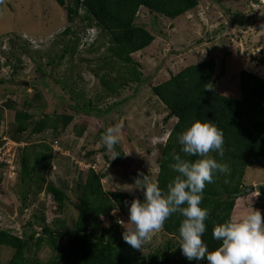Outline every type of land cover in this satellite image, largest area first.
Segmentation results:
<instances>
[{
    "label": "rangeland",
    "instance_id": "rangeland-1",
    "mask_svg": "<svg viewBox=\"0 0 264 264\" xmlns=\"http://www.w3.org/2000/svg\"><path fill=\"white\" fill-rule=\"evenodd\" d=\"M69 1L65 0L66 3ZM197 1L194 10L174 21L156 20L163 35L158 36L149 48L132 55L140 64L146 81L138 86L130 82L122 89L111 86L114 92H109L92 73L97 67V59L104 57L106 50V41H102L105 45L98 51L88 50L96 32L79 33V27L75 25L72 27L74 35L62 42L57 37L68 24L65 11L54 0H0V80H4L0 86V141L5 149L12 148L9 153H0V164L5 165L0 168V221H9V225H2L4 229L12 227L26 239L31 231L26 223H33L32 231L36 232L37 239L43 237L42 226L51 227L55 219L65 220L66 228H70L71 220L77 217L75 182L84 183L90 166L105 174L101 182L104 191L133 192L143 198L135 189V180L148 176L156 182L159 149L175 123V119L163 122L167 111L152 94L150 86L166 81L171 74L188 65L209 59L216 65L215 90L225 96L239 98L238 74L241 71L264 79V0ZM153 20V15L148 12L139 16V23L149 30L153 29ZM76 38L79 45L73 55L65 54L59 60L64 46ZM6 61L16 67L14 74L5 65ZM36 92L40 94L37 100L34 99ZM9 101L16 102L18 109L33 114L35 119L42 115L73 117L57 144L52 145V167L45 175V184L67 187L69 201L63 214H56V205L46 194L34 195L33 182L28 185L30 195L26 202L22 201L23 186L17 165L22 153L20 149L27 147V153L32 155L39 150L33 148L39 142L29 140L27 134L17 135L19 142L9 138L17 127L14 112L5 107ZM70 107L96 109L107 114L93 116L74 112ZM83 125L85 132L81 138H76L74 131ZM108 127L120 129L116 146L124 154L114 168L110 164L116 153L107 148L105 152L101 151V137ZM26 138L28 141L25 142ZM50 139L48 133L45 142ZM90 152L96 154L84 161ZM6 156L10 162H2ZM92 159L95 164L90 165ZM243 180L246 190L241 194L232 219L252 209L258 210L264 218V190L260 189L264 187V161L247 168ZM111 214L118 216L120 231L124 233L128 227V213L125 216L116 211ZM101 226L108 228L109 220L102 219ZM167 239L162 230L151 234L141 253H154ZM29 244L27 257L37 258L41 264L50 259V249L37 250L34 241ZM12 255V249L0 247V264H7Z\"/></svg>",
    "mask_w": 264,
    "mask_h": 264
},
{
    "label": "trees",
    "instance_id": "trees-1",
    "mask_svg": "<svg viewBox=\"0 0 264 264\" xmlns=\"http://www.w3.org/2000/svg\"><path fill=\"white\" fill-rule=\"evenodd\" d=\"M54 1L65 11L68 24L57 37L62 42H65L68 36L74 35L72 27L75 25L79 27V33L96 32L88 50L98 51L105 45L102 41H106L105 55L97 59V67L92 73L109 92H114L111 86L122 89L127 87V83H135L138 86L146 81L143 79L140 64L133 60L132 55L149 48L158 36L163 35L156 20L174 21L198 6L197 0H70L67 3L65 0ZM145 12L153 15L152 30L139 23V16ZM68 43L61 51L59 60L63 59L65 54L73 55L79 45V39ZM5 65L12 69L13 74L17 71L9 61H6ZM37 70L41 71L39 68ZM215 70L214 60L209 59L188 65L176 74H171L166 81L150 86L152 94L167 111L163 122L175 119L167 140L159 149L156 183L162 190H166L167 185L177 175L171 171L169 165L173 163L172 153H179L180 145L176 142L179 133L195 120L212 123L223 133L224 155L220 156L216 152L208 155L221 164H227L229 172H216L213 181L205 184L200 205L207 208L209 213L205 221L206 232L202 237L209 251L215 250L221 243L212 238V229L232 219L241 194L246 190L243 185L246 169L264 161V79L257 74L241 71L238 74L239 98H234L215 90ZM41 76L44 77L42 71ZM112 76L115 78L112 79ZM3 83L4 80H0V86ZM39 98L40 94L36 92L34 99ZM5 107L14 112L17 126L9 138L19 142L17 135L27 134L29 140L39 142L33 146L39 150L32 155L27 153L29 148L20 149L22 153L17 165L20 167V182L23 186L22 201L26 202L30 195L28 185L33 182L34 195L46 194L56 205V214H63L69 201L67 187L64 184L60 187L45 184V175L52 167V145L57 144V139L73 121L72 115H42L35 119L33 114L18 109L14 101H9ZM70 109L93 116L107 114L85 107L81 110L71 107ZM84 132L83 125L74 131V136L81 138ZM48 133L51 139L45 142ZM2 145L3 142L0 141V148ZM105 149L103 146L102 153ZM115 153L117 156L110 164L111 168L117 167L124 156L118 146ZM95 154L96 152L88 153L84 161H88L86 159ZM185 158L193 161L199 159ZM66 163L69 164V159ZM91 163L95 164L93 159L90 165ZM4 166L0 164V168ZM134 177L138 178L135 175ZM104 179V173L97 172L90 166L86 170L84 183L75 182L77 217L71 220L70 228H66L65 220L55 219L51 227L42 226L43 237L36 239V232L32 231L34 224L27 222L26 227L31 231L24 239V234L15 233L11 226L4 229L2 225H9V221L1 220L0 247L13 250L7 264H41L37 258L27 257L29 243L32 241L37 250L43 247L51 250L50 259L43 264H207L206 261H189L182 255L178 245V229L184 218L178 213L165 221L161 230L168 239L154 253L143 255L141 249L128 245L120 231L118 216L114 217L111 213L118 208L119 211L116 212L125 216L128 213L125 202L130 204L134 198H142L133 192H106L101 184ZM260 189L263 191L264 187ZM105 218L109 220L108 228L101 226L102 219ZM63 241L66 244H63Z\"/></svg>",
    "mask_w": 264,
    "mask_h": 264
},
{
    "label": "clouds",
    "instance_id": "clouds-1",
    "mask_svg": "<svg viewBox=\"0 0 264 264\" xmlns=\"http://www.w3.org/2000/svg\"><path fill=\"white\" fill-rule=\"evenodd\" d=\"M119 131L118 127H108L101 137L103 146L110 152H115L119 143ZM176 142L180 145L179 153H172L173 163L169 167L177 175L166 190L148 176L135 180V189L143 198H134L130 204L125 202L128 227L122 234L124 241L134 249H141L151 234L160 231L165 221L178 213L184 218L178 229V245L187 260L207 264H264V218L258 210L252 209L214 226L212 238L221 242L215 250L209 251L202 240L209 215L207 208L200 206L205 184L213 181L216 172H229L227 164L208 155L211 152L224 155L223 133L212 123L195 120L176 136Z\"/></svg>",
    "mask_w": 264,
    "mask_h": 264
},
{
    "label": "built area",
    "instance_id": "built-area-1",
    "mask_svg": "<svg viewBox=\"0 0 264 264\" xmlns=\"http://www.w3.org/2000/svg\"><path fill=\"white\" fill-rule=\"evenodd\" d=\"M4 145V144H3ZM5 147V146H4ZM3 146L0 148L1 150H0V153L2 154V152L1 151H3V154H5V153H9V151L10 150H12V148H4ZM8 150V151H7ZM9 157H7L6 156V158L5 159H3V161L2 162H5V160H7L8 162H10V160L8 159ZM6 163V162H5Z\"/></svg>",
    "mask_w": 264,
    "mask_h": 264
}]
</instances>
